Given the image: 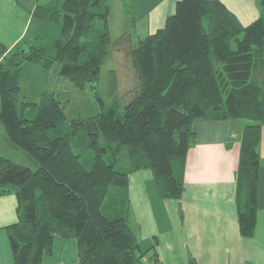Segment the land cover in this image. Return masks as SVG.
Instances as JSON below:
<instances>
[{"label": "trees", "instance_id": "trees-1", "mask_svg": "<svg viewBox=\"0 0 264 264\" xmlns=\"http://www.w3.org/2000/svg\"><path fill=\"white\" fill-rule=\"evenodd\" d=\"M109 0H47L32 17L40 24L26 49L10 58L0 42V122L8 141L35 167L0 156V196L17 199L8 227L14 264H41L57 237L77 241L80 264H144L129 221V175L151 170L159 195L179 200L195 119L246 121L236 172L242 237L255 234L264 126V0L243 25L221 0H179L162 28L131 46L135 82L125 102L68 120L49 91L21 100L25 63L53 70L76 89H96L113 58ZM125 2L126 0H122ZM115 47V48H116ZM58 63L59 67H55ZM112 86L116 70H112ZM83 259V260H82ZM149 260H157L154 252ZM191 264H196L192 262Z\"/></svg>", "mask_w": 264, "mask_h": 264}, {"label": "crops", "instance_id": "crops-1", "mask_svg": "<svg viewBox=\"0 0 264 264\" xmlns=\"http://www.w3.org/2000/svg\"><path fill=\"white\" fill-rule=\"evenodd\" d=\"M178 1L153 0L137 23L140 25L145 19L142 28L145 32H142L147 36L162 28L167 17L175 12ZM221 1L243 25L259 17L260 5L256 7V0ZM0 2L8 10L9 21L15 22V25L5 26L0 23V42L13 49L27 38L34 8L31 5L29 10L26 9L30 11L28 15L18 0ZM37 74L42 76V72ZM246 123L241 120L193 121L195 141L187 153L185 189L179 200L163 199L159 195L151 170H139L129 175L130 226L141 251L154 246L143 261L146 259L149 264H264V126L254 236L242 237L238 224L236 172ZM5 133L0 122V150L9 146ZM17 220L16 196L12 193L0 196V264H14L8 227ZM57 239L62 243H74L78 251L76 240L62 236ZM154 252L157 260H149Z\"/></svg>", "mask_w": 264, "mask_h": 264}, {"label": "rangeland", "instance_id": "rangeland-1", "mask_svg": "<svg viewBox=\"0 0 264 264\" xmlns=\"http://www.w3.org/2000/svg\"><path fill=\"white\" fill-rule=\"evenodd\" d=\"M46 1L47 0H18L19 4L22 5V8L25 10H29L31 5L34 8L36 4H44ZM152 3L153 0H126L125 2L122 0L108 1L111 10L109 16V31L110 37L114 42L111 45L114 55L113 58L108 60L103 66L99 81L95 83L97 86L96 89L91 86L83 90L76 89L67 78L58 76L53 70L47 71L34 64L25 63L19 80L21 86V100H39V95L42 91L52 92L59 101L62 100V106L65 109V115L68 120L98 115L102 108L99 101L96 99V94L101 98L102 105L106 107L121 100L126 102L129 99L127 96L130 89L134 86L135 71L129 53L126 52V50L116 47L115 41L128 32L127 34H131L132 46L138 39L146 36L144 33L145 31L142 29L145 25V19L142 18L143 20L140 25L137 23L143 14L142 12ZM0 4V23L3 26H5V24L9 25L10 23L15 25V22L9 21L8 10L3 6L4 3L0 2ZM259 5L260 0H256V7L259 8ZM27 12L29 15L30 11ZM39 24L40 21L33 17L32 23L29 24L27 28L29 29V31H27L29 32L27 38L20 41L13 49L7 47L8 51L5 56L10 58L13 51L17 48L26 49L28 47V41L32 40L33 34ZM142 30L144 32H142ZM55 67H59L58 63ZM114 69L116 70L115 87L112 86L111 73ZM36 72H42V76L40 77ZM5 134L7 136V133ZM8 145V148L4 147V149L0 150V153L6 155L8 158L14 159L16 163L28 165L32 168L35 167L36 162L29 154L10 142ZM74 246V243H62L59 239L55 240L53 254L50 257H45L44 264H80L81 256L77 249L75 250ZM143 262L144 264H149L146 259H144Z\"/></svg>", "mask_w": 264, "mask_h": 264}]
</instances>
